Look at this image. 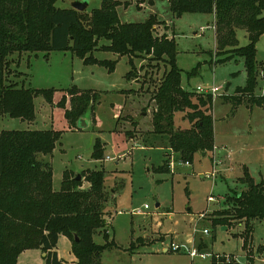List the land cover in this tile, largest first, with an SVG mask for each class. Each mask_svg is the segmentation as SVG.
Segmentation results:
<instances>
[{"label":"rangeland","instance_id":"374dc122","mask_svg":"<svg viewBox=\"0 0 264 264\" xmlns=\"http://www.w3.org/2000/svg\"><path fill=\"white\" fill-rule=\"evenodd\" d=\"M74 1L57 0L55 5L71 8ZM118 1L121 4L117 11L123 22L141 23L156 16L159 21L155 33L175 37L182 86L195 92L194 103H199V96L208 97L196 92L199 85L223 86L221 95L213 97L212 107L207 111L213 117L214 142L219 146L216 156L212 151L206 155L198 152L187 165L177 152L169 149V134L155 132L153 97L167 64L160 62L156 66L149 58L133 57L135 75L129 79L126 77L131 70L129 57L120 58L101 49L94 50L93 55L100 60L114 61V71L99 64H85L72 49L13 54L10 79L26 87L54 89L53 102H48L43 95L36 96L32 121L0 115V132L47 129L61 132L53 152L39 156L51 162L56 191L61 189L65 172L71 177L82 173L81 188L88 189L90 183L84 180L86 173L104 171L106 229L110 240L114 239L117 244L103 252L105 264H212L215 255L236 257L240 264L246 261L247 255H256L253 263L264 264L261 259L264 219L253 220V231L246 246H243L245 224L233 222L227 229L212 224L214 211L225 204L226 195L247 188L240 180L245 175V167L257 182L264 181V106L246 101L239 104L225 97L246 84L243 58L221 62L226 55L219 52L212 13L185 12L178 17L171 10L170 0ZM101 4V0H89L88 11ZM237 39L239 46L249 43L245 28L237 29ZM107 43L101 39L99 46ZM256 49L261 71L264 34L258 39ZM196 68L195 73L189 74ZM16 72L22 75L16 77ZM75 87L100 93L96 119L93 120L91 111L87 112L88 124L84 128L71 125L65 116L66 108L71 107L69 93ZM255 92L264 94V80L260 76H257ZM63 97L66 108L58 104ZM192 112L188 107L176 111L174 128H191L189 114ZM96 142L101 143V158L94 157ZM166 158L168 162L173 160V168L169 172L158 171ZM211 196L214 200L210 201ZM145 204L149 208H144ZM204 229L209 233H204ZM103 235L104 230L95 234V242L104 244ZM140 237L142 240L137 242ZM202 241L207 245L202 252L210 255L192 258L193 243L198 247ZM172 243L183 247L179 251H166ZM132 244H135L133 249ZM59 248L66 263L71 264V241L63 237ZM39 250L29 249L18 258L19 263H43Z\"/></svg>","mask_w":264,"mask_h":264},{"label":"trees","instance_id":"16d2710c","mask_svg":"<svg viewBox=\"0 0 264 264\" xmlns=\"http://www.w3.org/2000/svg\"><path fill=\"white\" fill-rule=\"evenodd\" d=\"M56 1L0 0V115L32 121L36 96L43 95L48 102H53L54 89L26 87L10 79L13 54L72 49L85 64H99L114 71V61L100 60L93 55L94 50L101 49L129 57L131 70L126 74L129 79L135 75L133 57L149 58L156 66L160 62L167 64L153 97L155 132L169 134V149L177 152L184 162L192 163L196 153L214 149L213 117L207 112L213 97L199 96V103L193 102L195 92L182 86L176 39L155 33L159 21L156 16L141 23L122 22L117 11L121 4L118 0H101V6L91 11L60 8L55 5ZM170 4L178 17L185 12L214 14L217 46L220 54L226 55L221 62L243 58L247 73L245 86L237 87L234 94L225 97L239 104L246 101L264 106V94L255 92L259 72L256 43L264 34V0H170ZM239 28L247 30L250 40L247 45H238ZM101 39L109 43L99 46ZM196 71L197 68L189 74ZM69 95L70 108L65 107V97L58 104L66 108L65 116L70 124L77 126L89 111L95 121L100 93L75 87ZM186 107L193 109L189 114L193 126L177 130L174 114ZM60 135V131L53 129L0 132V264H30L18 262L20 254L28 249L45 253V264H64L56 249L62 235L72 243L75 264H105L103 252L117 246L106 229L103 170L86 173L84 180L90 183L88 189L81 188L82 173V179L78 180L77 175L71 177L65 172L61 189L54 190L51 162L39 156L50 155ZM102 156L101 143L96 142L94 157ZM157 170L171 171L167 158ZM240 180L247 188L226 195L225 204L214 211L212 224L228 227L233 222L245 224L243 246H246L253 231V220L264 219V181L257 182L247 167ZM101 230H104V244L94 240V235ZM141 240L138 238L137 242ZM134 247L132 244L131 248ZM206 248L203 241L199 243L200 251ZM212 264L239 262L228 259L227 255H215Z\"/></svg>","mask_w":264,"mask_h":264},{"label":"built area","instance_id":"2783aa9c","mask_svg":"<svg viewBox=\"0 0 264 264\" xmlns=\"http://www.w3.org/2000/svg\"><path fill=\"white\" fill-rule=\"evenodd\" d=\"M215 27V26H214ZM259 71V70H258ZM258 76H260L263 80H264V69L259 71L258 72ZM223 89V86L222 85H216V84H213V85H208V86H198L197 89H196V92L200 93V94H204V95H212V97H214V99L216 97H218L217 95H221L220 94V91ZM218 150H219V147L215 145L214 149L212 150L213 152V155L216 156V153H218ZM109 158V157H108ZM215 159V157H214ZM187 165H190V162H185ZM219 163V161H217V164ZM174 166V163H173V160L170 161V167L173 168ZM216 174V170H214V172L212 173V176L214 177ZM209 200H214V198L211 196L209 197ZM144 208H149V205L148 204H145ZM138 213H141L142 211L141 210H138L137 211ZM204 233H209V230L208 229H204ZM183 246L180 247V245H177L175 243H172L171 246L169 247V249H172V250H176V251H179ZM257 253V252H256ZM261 253H257V255L260 256ZM190 255L192 258H195L197 256L201 257V258H207L210 254L209 253H204L202 251H200L198 249V247H196L193 243L192 245V249L190 250ZM249 257H252L253 260ZM228 259H230L229 256H227ZM256 258V255H247V259L246 261L243 263V264H254L253 261L254 259ZM261 259L264 261V255H261ZM235 260L239 262V260L235 257ZM240 264V262H239Z\"/></svg>","mask_w":264,"mask_h":264},{"label":"water","instance_id":"95a60500","mask_svg":"<svg viewBox=\"0 0 264 264\" xmlns=\"http://www.w3.org/2000/svg\"><path fill=\"white\" fill-rule=\"evenodd\" d=\"M89 7V0H76L73 2L72 4V8L76 9V10H79V11H86ZM121 58V56H120ZM88 124L87 120L85 119V115L83 117H81L79 119V122H78V127L80 128H84L86 127ZM202 155H206V151H203L201 152ZM77 179L78 180H81L82 179V175L81 173L80 174H77ZM223 229H227L226 226H223ZM75 239L76 240H79V237L77 235H75ZM45 254V253H44Z\"/></svg>","mask_w":264,"mask_h":264},{"label":"crops","instance_id":"0c3cea01","mask_svg":"<svg viewBox=\"0 0 264 264\" xmlns=\"http://www.w3.org/2000/svg\"><path fill=\"white\" fill-rule=\"evenodd\" d=\"M88 10V9H87ZM214 15V14H213ZM214 18H215V16H214ZM121 19V18H120ZM122 21V20H121ZM123 22V21H122ZM216 145V144H215ZM217 146V145H216ZM219 147V146H218ZM206 154H207V152H206ZM159 205V204H158ZM98 234V233H97ZM65 238L66 236H64V235H62V236H60V238H59V241H58V245H57V252H58V255H59V257L64 261V264H67L66 263V260H65V258L62 256V254L60 253V248H59V243H60V241H61V239L62 238ZM68 238V237H67ZM140 238H142V237H140ZM69 239V238H68ZM70 240V239H69ZM29 250V249H28ZM28 250H25V251H23L21 254H20V256L22 255V254H24L25 252H27ZM165 250L166 251H169V248H165ZM39 251H41V250H39ZM71 252H72V243H71ZM41 253H42V257H43V263H41V264H45V261H44V253L41 251ZM71 254H73V252L71 253ZM19 256V257H20ZM70 261H71V264H75L76 263V257L74 256V254L71 256V258H70ZM18 262H19V259H18Z\"/></svg>","mask_w":264,"mask_h":264}]
</instances>
